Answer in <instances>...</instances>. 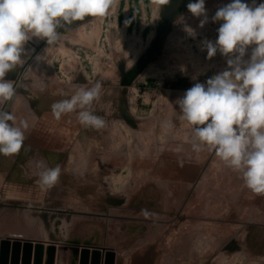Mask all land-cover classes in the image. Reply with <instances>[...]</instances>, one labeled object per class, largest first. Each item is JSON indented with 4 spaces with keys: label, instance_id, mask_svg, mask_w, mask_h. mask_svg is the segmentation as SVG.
Here are the masks:
<instances>
[{
    "label": "rangeland",
    "instance_id": "rangeland-1",
    "mask_svg": "<svg viewBox=\"0 0 264 264\" xmlns=\"http://www.w3.org/2000/svg\"><path fill=\"white\" fill-rule=\"evenodd\" d=\"M189 2L118 0L105 17L73 21L47 52L46 39L27 42L25 64L5 77L20 97L8 110L35 118L21 152L0 155V264H264V195L214 152L192 150L175 103L228 69L219 52L207 58L203 41L215 43L223 21L212 17L232 0H205L203 28ZM96 81L104 129L85 128L75 113L53 117L73 84ZM41 157L62 169L47 190L30 165Z\"/></svg>",
    "mask_w": 264,
    "mask_h": 264
},
{
    "label": "clouds",
    "instance_id": "clouds-1",
    "mask_svg": "<svg viewBox=\"0 0 264 264\" xmlns=\"http://www.w3.org/2000/svg\"><path fill=\"white\" fill-rule=\"evenodd\" d=\"M118 0H0V155H18L27 138L32 117H17L8 107L18 100V82L5 79L6 75L22 67L28 53L25 45L34 37L46 39L48 48L64 37L73 21L86 16L105 17ZM168 4L170 0H161ZM188 11L200 19L199 27L208 22L205 0L187 4ZM183 16L178 18L183 21ZM213 22L223 21L215 43L203 41L207 58L217 52L228 57V69L206 83H195L176 100L180 119L190 126V143L194 152L205 149L214 152L232 171L239 174L244 186L253 194L264 195V3L249 5L243 0H232L219 7ZM127 23V22H126ZM65 29L64 32L59 29ZM188 36L196 32L184 25ZM250 45L251 56L244 60ZM36 59L45 60V56ZM29 71L33 70L31 68ZM39 91L45 90L44 80L37 78ZM103 84L91 86L73 84L72 93L51 105V112L59 120L75 113L85 128L101 130L107 121L95 114L94 104L102 97ZM171 127V122L166 124ZM33 175L42 189H51L60 179V165L50 167L44 158L30 161ZM145 218L155 213L141 209Z\"/></svg>",
    "mask_w": 264,
    "mask_h": 264
},
{
    "label": "crops",
    "instance_id": "crops-1",
    "mask_svg": "<svg viewBox=\"0 0 264 264\" xmlns=\"http://www.w3.org/2000/svg\"><path fill=\"white\" fill-rule=\"evenodd\" d=\"M15 237H17V239L19 240V241H17V242H21V240H23V239H26V240H28V241H30V242L34 241V240H30V239L26 238L24 235H21V234L14 236V238H15ZM50 250L53 251V250H55V249L52 248V249H50ZM53 254H54V251H53ZM49 264H53V262H49ZM54 264H55V263H54ZM83 264H88V263L85 262V263H83ZM108 264H112V263H108Z\"/></svg>",
    "mask_w": 264,
    "mask_h": 264
},
{
    "label": "water",
    "instance_id": "water-1",
    "mask_svg": "<svg viewBox=\"0 0 264 264\" xmlns=\"http://www.w3.org/2000/svg\"><path fill=\"white\" fill-rule=\"evenodd\" d=\"M112 254H113L112 256L114 257V252ZM110 263L114 264V262H110Z\"/></svg>",
    "mask_w": 264,
    "mask_h": 264
},
{
    "label": "bare ground",
    "instance_id": "bare-ground-1",
    "mask_svg": "<svg viewBox=\"0 0 264 264\" xmlns=\"http://www.w3.org/2000/svg\"><path fill=\"white\" fill-rule=\"evenodd\" d=\"M21 110V109H20ZM39 142V141H38ZM217 178V177H216ZM231 180V179H230Z\"/></svg>",
    "mask_w": 264,
    "mask_h": 264
}]
</instances>
